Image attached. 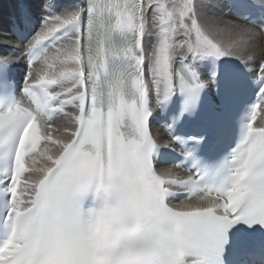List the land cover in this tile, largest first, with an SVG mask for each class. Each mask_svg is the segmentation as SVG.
Masks as SVG:
<instances>
[{
	"label": "snow or ice",
	"instance_id": "snow-or-ice-1",
	"mask_svg": "<svg viewBox=\"0 0 264 264\" xmlns=\"http://www.w3.org/2000/svg\"><path fill=\"white\" fill-rule=\"evenodd\" d=\"M217 6L76 0L61 17L56 0H44L47 15L26 48L0 37V46L19 49L0 52V264H223L230 228H264V127H253L264 112V58L247 55L264 23L234 26ZM150 22L159 33L150 63L156 111L144 79ZM181 30L186 39L177 42ZM224 32L240 42L225 44ZM17 57L29 64L42 57L45 65L34 81L25 74L19 95L8 79ZM204 61L211 62L208 79L200 72ZM210 85L214 99L207 97ZM206 101L204 130L181 132L184 118L198 115ZM60 114L74 130L54 139L52 121ZM153 121L170 142L153 138ZM229 136L236 147L209 163L202 150ZM49 142L57 155L41 150ZM38 157L44 167H35ZM154 161L188 176L158 172ZM190 196L199 203L170 206Z\"/></svg>",
	"mask_w": 264,
	"mask_h": 264
},
{
	"label": "bare ground",
	"instance_id": "bare-ground-1",
	"mask_svg": "<svg viewBox=\"0 0 264 264\" xmlns=\"http://www.w3.org/2000/svg\"><path fill=\"white\" fill-rule=\"evenodd\" d=\"M234 1L236 0H216L218 6L215 8L214 11L218 16L222 17L226 21L231 22V24L234 26L241 25L243 23H247L249 24V26H251L252 24L236 16L235 11H233L235 4ZM238 1L251 2L253 4H256L258 7H260V12L264 18V0H238ZM43 2L44 0H0V37H4L8 41L14 42L16 44H20L21 42H23L25 44L19 47L26 48L27 42L31 40L32 36H34L36 32L40 31L41 25L44 23L43 17L47 15L43 7ZM75 2L76 0H56L58 7L55 9L56 11L55 15L63 17L64 14L73 10L71 6ZM100 2L101 0H99V3ZM162 2L168 5L169 10H171V6L173 4L179 5L183 2V0H162ZM23 22H25L24 26L28 31V34L27 36L24 35L26 36V39L20 41V39H18V37L15 35L14 30L12 28L13 26H15V24L23 28ZM49 23L54 24L55 23L54 19L50 17ZM186 23L190 25V21L186 20ZM261 23H264V20L263 22H260L258 24ZM149 28L154 33V36L151 39L144 40V48H145V56H146L145 65H144V79H145V83L148 84L150 89V104L153 110H156L155 85L152 83L153 77L150 71V63H151V57H152V52L154 50V46L158 43L159 33L157 28L151 27V22L149 24ZM256 31H257L256 37L247 45V55L254 56L257 58V60H259L260 58H264V36H261L259 34L260 30H256ZM220 38L223 40L225 44L231 43L233 41H236L237 43L240 42V36L232 32H224ZM184 39H186V37L183 36L181 30L176 36V41L180 42ZM192 40L193 42L195 41V34L192 35ZM55 47H60V45L57 44ZM55 47L47 49L46 54L48 56L53 55L55 52ZM12 51H16L17 55L19 54V49L14 50L11 47L0 46V52H4L6 54L7 52H12ZM238 54L243 55L244 54L243 50H240ZM181 55L182 53L178 51L177 60L173 63V68L175 70V73L177 74H179L180 68L176 69V65ZM17 59H19V61L12 64V66L17 68L18 77L19 79H22L24 83H25L24 77L28 71L32 72L31 80L34 81L37 78L36 73L41 72V70L45 68L42 57H40L39 59L36 58L35 59L36 62L32 63L30 66L26 65L25 57H17ZM229 63L237 67L239 66L237 61H230ZM203 64L204 66L200 69V72L202 73L204 79H208L211 74V62L204 61ZM253 69H255V65H253ZM52 70L58 71L59 65L57 64L55 69H50L49 71ZM51 87L55 91L60 90L56 86H51ZM75 111L76 110L72 107L65 108V112H67L69 115L75 114ZM263 122H264V112H261L257 116V120L255 121V126L257 128L262 127ZM52 127L53 129H55V131H53L54 139L59 138L61 134L64 133L65 128H68L69 131L74 130V126L71 124L69 118L63 114L58 115L56 119L52 121ZM152 132L156 138L163 137L162 142L164 143H168L171 141L169 134L165 129H163L162 125L154 121L152 122ZM43 147H48L49 154L53 156L58 154V146L53 145L50 142L46 145H42L41 150H43ZM37 159L39 160V163H37L35 167L41 168L46 165L47 162L45 160H42L39 157ZM28 166H32L31 160L28 161ZM169 168H171L174 175L180 178L187 176V174L181 172L180 170L174 167L158 165L159 171ZM32 175L35 176L37 175V173H33ZM198 203L199 200L197 197H193L190 200L173 202L176 208H181L187 205H196Z\"/></svg>",
	"mask_w": 264,
	"mask_h": 264
}]
</instances>
